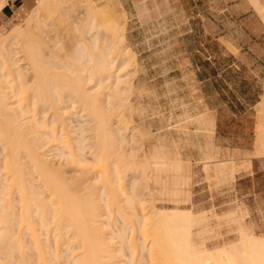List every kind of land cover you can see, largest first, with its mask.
<instances>
[{"label":"rangeland","instance_id":"374dc122","mask_svg":"<svg viewBox=\"0 0 264 264\" xmlns=\"http://www.w3.org/2000/svg\"><path fill=\"white\" fill-rule=\"evenodd\" d=\"M63 1L62 6L69 8L75 0ZM91 1L94 10L97 9L96 11L102 12L104 16L107 0ZM263 1L125 0L126 4L122 5L119 0V7L115 4L111 8L112 18L115 13L114 18L118 17L115 18V22L117 21L120 25L118 27L123 29L126 36L125 40H118L115 48H112L115 55H112L111 51L110 54L118 56L115 50L120 51L127 47L133 54L135 62V66H132L134 69L131 67L132 70H136L135 93L131 95V103L136 110L131 115L129 125L138 128L139 132L136 134L140 136H136V143L128 137L129 145H132L129 150L139 153L141 148L145 153V158L143 153H139L144 160L140 162L137 171L141 176L135 179L130 177L128 167L125 168L123 156L114 154L107 161L109 168L107 177L111 181L116 180L111 185L118 187L122 182L127 188L123 195L118 191L120 205L127 215L120 216L121 214L114 208L105 205L107 204L105 199L108 197L103 195L106 189L103 184L107 187L102 180L105 167L102 169L101 166L104 161L101 160L102 164L98 161L101 156L100 143L96 145L99 135L96 130H91L95 129L93 126H96V123L93 122L96 120L87 111L81 110L79 102L71 104L68 102L69 104H65L69 105V109L65 113L61 112L67 127L65 130L55 129L53 132L49 113L39 115L35 113V120L46 121L45 123L49 125L44 127L42 122H38L36 125L41 129L37 127L38 130H35L38 132H32L30 129L27 138L29 141L32 138L37 140L36 145L33 143L36 152L46 159L48 165L63 171L60 173L67 181H71L72 176L80 178L86 175V181L82 177V186L87 185L91 193L98 192L93 196L97 202L95 203L96 200L93 199L94 203L99 205L97 209L100 217L94 224L98 225L97 227L103 225L101 228L106 241L109 242L108 238H111L113 244L111 241L109 244L113 245L111 249L115 251L114 260L117 264H155L146 250L150 238H144L140 229L135 230L143 223H149L156 212L172 211L171 208L183 209L182 211L186 212L190 210L196 219L193 227L194 240L197 246L205 248V252L213 251L210 254L222 247H228L230 250L229 247L240 242L241 233L264 239V19L260 14L264 8L263 5L260 6ZM1 2L4 5L2 4L0 9V72L2 76L9 69L11 70L8 72H12L6 74V78L5 75L0 78L3 81H10L3 91L10 104L8 108L18 113L19 109H22V104L25 105L23 99L27 95L20 90L21 78L14 77L16 75L14 68L17 65L11 66L8 64L11 61L7 60L10 57L17 60L22 54L17 43L19 38L12 34V30L25 26L29 15L39 5V0L31 7L24 8L23 16H9L2 10L6 0ZM47 10L41 7L39 15L36 16L48 15L51 10H48V13ZM63 11L52 14L57 19H53V23L50 21L47 23L44 27L45 35L42 36L48 39V35L50 38V35L53 37L57 32L61 33L60 46L57 45L59 50L55 49L56 55L61 54L60 57L63 59L58 57L60 61L77 67L71 56H74L76 50L74 42L80 30L66 21L68 27ZM36 19L31 22L34 23ZM102 34L100 32V35ZM70 39L73 40V46L70 45V42L72 43ZM5 59L7 61H4ZM22 63L23 61H17L18 66ZM93 84L87 83L85 87L91 89ZM96 88L97 86H93L89 91ZM112 104L109 105L111 109L107 110L106 114H110L109 116L111 113L115 114L107 116L109 121L113 120L110 121L112 123L110 128L115 130L117 123L125 121L126 117L121 113L122 108L116 107L115 99L112 100ZM115 107L117 109L113 110ZM9 110L7 112H10ZM32 115L20 114L24 118H30ZM26 118L22 124L24 122L26 125L35 124L32 118ZM125 123L126 121L120 124L123 126ZM1 142L2 139L0 215L4 213L8 199V196H5L8 188L6 185L9 184L8 175L4 170L7 150ZM22 152L20 162L25 165L28 163L29 167L30 157L26 151ZM27 169L25 168V171ZM35 175L30 168L25 177L36 181ZM131 183H135V187H138L135 189L138 191L137 197L132 198L133 203L129 204L125 199L131 197H127L130 195ZM87 188H78L77 195L89 198L90 192ZM14 190L11 201L17 210L18 194ZM86 190L89 192L88 197ZM134 220L136 223L140 222L138 225L142 224L138 226ZM133 223L136 229L133 228L132 232ZM131 240L132 245L137 244L134 252V245L130 244L129 247ZM0 242L1 246L2 240ZM142 246L145 247L143 250ZM64 250L66 252V249ZM0 252V255H3L0 256V263H4V253L2 250ZM67 254L63 253V260H68L69 264L73 254L72 256L70 253ZM115 256L118 257L115 259Z\"/></svg>","mask_w":264,"mask_h":264},{"label":"bare ground","instance_id":"6f19581e","mask_svg":"<svg viewBox=\"0 0 264 264\" xmlns=\"http://www.w3.org/2000/svg\"><path fill=\"white\" fill-rule=\"evenodd\" d=\"M2 2L0 0V9L2 8ZM63 2V0H39V5L33 10L32 14L29 15L25 26L23 28L17 27L12 30V34L19 38L17 43L20 46V52L22 54L17 60L15 58L11 59V57L7 58L8 62L11 61L7 63L11 66L17 65L14 68L16 74L14 77L17 76L18 79L21 78L22 83L21 88H19L27 95H25L26 97L23 99L25 100V105L23 106L22 104V109H19L18 113L14 109L8 108L10 104L7 102L4 89L8 87L10 81H3L0 78V138L2 139L1 143L4 144L7 150L6 162L4 164L5 168H3L9 178V184L8 186L6 185L9 189H6L7 193L5 194V196H8V199L6 200L5 208L3 207L4 213L2 212L3 214L0 215V239L2 240L0 250L4 253L5 258L4 263L0 264H68V260H63V253L67 254V252V255H69V253L70 255L73 254V256L71 255L72 261L69 264H117V261L114 260V255H116L115 251L111 249L113 245L109 244L112 242L110 240L111 238H108L109 242L106 241L103 234L104 231L101 228L103 225L97 227L98 225L94 224L98 222V217H100V213H98L99 210L97 209L99 205L95 204L97 200L93 197L98 192L94 194L93 191L92 194L87 188V185L82 186V177L84 175L80 178L72 176L73 178L70 177L72 180H69L70 182L67 181V178L61 174L63 171L61 172L59 169L58 171L55 167L53 168L50 164L48 165L46 159L36 152L35 141L37 140L32 138L31 141L34 142H31L29 141L30 139L27 138L30 129L32 132H38L37 130L40 128L36 125L40 121L35 120V113L38 115L39 113H49V118H51L50 127L53 132L55 129L60 131L66 129L67 126L64 123L65 119L61 112L65 113V111L69 109V105H66L68 102L70 104L79 102L81 110L87 111L88 114L96 120L93 122L96 123V126H93L95 129L91 130H96L99 135V141L97 139L96 145L98 146L100 143L99 147L101 148H99V154H101V156L98 161L100 163L102 159L104 161L102 162L104 166H100L102 169L105 167V170L102 172V175H104V179L102 180H104L107 185L106 187L103 184V187L106 188L103 192L105 194L103 195H107L108 197L105 199L107 200V204L105 203V205L114 208L118 214H121L120 216L127 215V212H125L123 206L120 205L121 200L119 201L120 197L118 191L123 195L125 194L123 193L124 190H127V188L122 185L120 180L119 182L121 184L119 183L118 187L117 185H111V183L113 181L116 182V180L111 181V179L107 177L109 175V168H107L108 159L114 156V154L123 156L125 160L123 164H125L126 169L128 167L127 170L130 171V177L135 179L137 176L138 178L141 176L137 171L139 170L138 166L140 162L144 160L143 157L145 153L139 148L141 146L138 148L140 149L139 153H143V157L142 154L130 151L129 149L132 148V145H129L130 142L128 138L130 137L136 143V136L138 135L136 133L139 132L137 131L138 128L129 125L131 123V115H133V111L136 110V108L135 110L133 109L131 103V95L135 93L134 78L136 70L131 69L132 66H135V62H133L134 56L127 47L120 51L115 50V53L119 55L112 56L115 55L113 54V49L117 41L122 39L125 40L126 36L123 29L121 30L118 27L120 25L117 24V21L115 22V18H118L117 16L114 18L116 14L113 12L115 14H113V18L111 15L113 10L111 8H113L115 4H118L119 0H107V9L106 12H104V16L101 14L102 12H97V9L94 10L95 8L91 0H75L70 4V9L64 5L62 6V4H64ZM262 5L264 6V3L260 4V6ZM117 6L119 7V4ZM41 7L49 11L51 10V12L48 15L46 14V16L39 17L38 11ZM259 9L260 8H258V12ZM48 10L47 13L49 12ZM60 11L61 13L63 11V14L67 18L64 19L65 22L68 21L69 24L77 26L76 29L80 30L76 38L74 37L76 39L74 42L76 43V45L74 44V49L76 50H74V56H71V58H73L72 60H74V64L75 62L77 63L75 64L78 65L77 67H73V65L70 66V63L63 60L60 61L63 59L60 57L61 54L56 55L55 49L59 50L57 45L59 44V37L61 36V33L57 32L58 30L53 37L50 35L51 37L49 38L48 35V39L46 38L47 40L45 39L46 36H42L45 35L44 31L46 29L44 30V27L47 26V23L49 21L53 23L54 21L52 20H55V18L57 19V17L54 18L52 14ZM36 14L38 15L36 16ZM260 14L263 15L262 18L264 19V8ZM64 15L62 17H64ZM59 16L61 17L60 14ZM34 19H36V22L34 21V23H32L31 21ZM52 23L49 24L51 25ZM100 32L103 34L100 35ZM70 41H72L70 45L73 46V40L70 39ZM66 43L64 45H66ZM58 57L61 59L59 60ZM7 60L5 59L4 61ZM17 61H23V63L18 66ZM6 64L4 66L7 68ZM79 65L80 68H78ZM10 70L11 69L8 71ZM55 70H61L62 72H57ZM8 71L5 74L3 73V76L0 72V77H4L5 75L6 78V74L12 72ZM71 74L74 75L72 76ZM90 82L94 83V87L97 86L93 91H89L93 86L91 89L85 87V85ZM3 83L7 86H4ZM113 99L117 101L116 107H121L123 111L121 113L126 117L125 125L123 124V126H121L120 124L125 121L118 122L115 130L110 128L112 125L110 121L113 120L109 121V119H107V116L110 114H106L107 110L111 109L109 105L112 104ZM116 107L113 110H116ZM8 109H10V112H7ZM120 110L118 111L120 112ZM30 113L33 114L30 118H32V121L34 120L33 123L35 124L26 125L24 122L26 126H23L24 124H22V122L26 117H21L20 114ZM112 114L114 113H111V116ZM123 114L120 115L122 116ZM38 117L40 118V116ZM124 117H122L121 120H123ZM94 120L92 119V121ZM41 122L40 123L44 127L49 125L45 123L46 121ZM30 134L32 137V133ZM22 151H26L30 157L31 167H29L32 169V173L34 172L36 174L34 176L36 181H31L25 177L30 168L27 166L28 163L25 165L20 162ZM111 163L112 162H110V164ZM114 163L115 162H113V164ZM142 164H144V162ZM25 168L29 169L25 171ZM141 172L142 171H140V173ZM146 176H148V174ZM85 177H83L84 180L86 179ZM142 177L144 176L142 175ZM144 180L143 182L146 181ZM80 186H82V189H88L90 192L89 198L86 199L77 195L78 188L81 189ZM93 187L95 188V186ZM135 188V183H131L130 195L127 196L131 197L130 199H125L129 204H131L132 198L134 199L137 197L136 191L138 190L136 189L138 187ZM13 190L18 194L17 199L19 206L17 210L11 201ZM89 192L87 193L86 190L87 195H85L87 197ZM93 198L96 200L95 203ZM171 210L172 211L168 212L163 210L159 211L160 213L156 212L154 216L152 215L153 217L150 221L148 220L149 218L147 219L149 223H143V225H141L142 223L139 224L141 226L138 225L140 222L136 223L135 220L133 221L140 227L135 225V227L138 228L135 231L140 229L141 235H143L144 238H150L148 241L150 244L146 246L148 247L146 250H148L151 255V261H153V263L264 264L263 238L261 240V238L258 239L259 237L254 238L250 235H246V233H241L239 237L240 242L229 247L230 250H228V247H222L216 249L217 251L214 250V253L210 254L213 251L205 252V248L203 247L202 249L199 245L197 246L194 240L193 227L196 224V219L191 215L190 210L189 212L182 211L183 209L176 210L171 208ZM133 228L134 223L132 225V230L130 229L132 232L136 229ZM103 229L105 230V228ZM123 238L124 235L122 239ZM123 240L125 243L126 240ZM131 243L132 240L129 243V247ZM135 244L136 243H133L134 246L131 244L135 248L132 247L133 252L137 249V244ZM143 247L144 246L141 247V250L145 248ZM64 249H66V252ZM111 250L112 252L114 251L113 254ZM116 257L118 256H115V259Z\"/></svg>","mask_w":264,"mask_h":264},{"label":"crops","instance_id":"0c3cea01","mask_svg":"<svg viewBox=\"0 0 264 264\" xmlns=\"http://www.w3.org/2000/svg\"><path fill=\"white\" fill-rule=\"evenodd\" d=\"M36 0H6L4 10L9 16H23V9L31 7ZM122 5L126 4L125 0H121Z\"/></svg>","mask_w":264,"mask_h":264}]
</instances>
